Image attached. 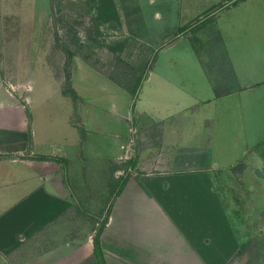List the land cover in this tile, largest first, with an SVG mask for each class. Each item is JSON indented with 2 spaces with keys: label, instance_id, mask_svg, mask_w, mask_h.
Returning a JSON list of instances; mask_svg holds the SVG:
<instances>
[{
  "label": "rangeland",
  "instance_id": "rangeland-1",
  "mask_svg": "<svg viewBox=\"0 0 264 264\" xmlns=\"http://www.w3.org/2000/svg\"><path fill=\"white\" fill-rule=\"evenodd\" d=\"M263 48L264 0H0L3 85L20 105L30 95L31 131L44 150L71 128L80 132L63 173L83 202L131 176L139 112L164 119L178 102L200 98L193 114L180 118L206 124L214 168L220 166L211 189L236 244L225 264H264V67L254 64ZM233 74L251 77L253 93L215 100L212 85ZM122 142L131 151L113 159ZM18 168H0V214L32 188L34 177L17 178ZM87 210L93 220L98 211ZM22 250L11 262L23 259Z\"/></svg>",
  "mask_w": 264,
  "mask_h": 264
},
{
  "label": "crops",
  "instance_id": "crops-1",
  "mask_svg": "<svg viewBox=\"0 0 264 264\" xmlns=\"http://www.w3.org/2000/svg\"><path fill=\"white\" fill-rule=\"evenodd\" d=\"M254 64L264 67V57ZM2 72L0 57V168L17 165L16 174L21 175L17 178L34 179L29 182L32 188L0 214V264L226 263L236 244L233 236L227 234L224 208L211 189L213 170L220 166L214 168L211 144L206 143V124L180 118L184 112L193 114L189 111L196 108L200 98H190L187 105L178 102L164 119L139 112L136 139L140 150L129 158L128 163L135 164L131 176L123 178L122 188L121 183L111 194V189L105 188L103 194H108L107 198L101 194L87 199L90 204L83 202L82 194H76L81 192L80 187L76 186L77 191L63 173L68 155L77 154L75 150L81 146L80 132L71 128V132L60 135L61 144H50L44 150L31 131L33 123L27 114L30 95L27 103L20 105L4 87ZM233 75L226 83L217 78L219 83L210 88L218 94L215 100L253 93L257 83L251 77L246 75L245 80ZM246 81L252 84L244 85ZM73 92L74 98L67 95L76 101L78 95ZM258 97L257 93L251 95ZM62 98L69 99L65 94ZM255 108L259 109L258 105ZM130 113L125 112L129 116ZM199 113L204 119V112ZM121 115L119 110L117 116ZM129 131L133 132L131 126ZM119 149L113 159H125L123 154L131 151V145L122 142ZM38 150H44L43 154ZM82 157L79 154V159ZM9 183L4 180L2 185ZM26 185L29 186L26 183L21 188H28ZM87 209L98 211L92 215L93 220L85 218ZM105 216L103 226L96 232L98 218ZM19 248L24 249L20 252L23 259L11 262Z\"/></svg>",
  "mask_w": 264,
  "mask_h": 264
},
{
  "label": "trees",
  "instance_id": "trees-1",
  "mask_svg": "<svg viewBox=\"0 0 264 264\" xmlns=\"http://www.w3.org/2000/svg\"><path fill=\"white\" fill-rule=\"evenodd\" d=\"M191 25H189L188 27H187V29L186 30H189L191 27H190ZM72 96H73V98L76 96L75 95V93L71 90L70 92H69ZM81 130H83V129H81ZM39 159H42V160H48V159H50V158H46V157H40ZM55 161H60V160H58V159H55ZM124 180L125 179H123V181H122V184H121V186H120V188H122V186L124 185ZM98 245L96 244V254L99 256V258H100V250H99V248L97 247Z\"/></svg>",
  "mask_w": 264,
  "mask_h": 264
},
{
  "label": "built area",
  "instance_id": "built-area-1",
  "mask_svg": "<svg viewBox=\"0 0 264 264\" xmlns=\"http://www.w3.org/2000/svg\"><path fill=\"white\" fill-rule=\"evenodd\" d=\"M11 89H12V90H14V88H13V87H11Z\"/></svg>",
  "mask_w": 264,
  "mask_h": 264
}]
</instances>
